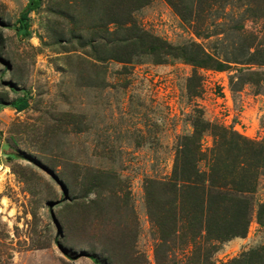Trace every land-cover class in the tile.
I'll return each mask as SVG.
<instances>
[{"label": "rangeland", "instance_id": "obj_1", "mask_svg": "<svg viewBox=\"0 0 264 264\" xmlns=\"http://www.w3.org/2000/svg\"><path fill=\"white\" fill-rule=\"evenodd\" d=\"M30 1L39 5L28 15V36H17L13 28ZM246 1L214 8L203 41L163 0L133 13L142 29L168 44L196 42L231 63L224 72L201 71V95L190 99L185 85L192 68L179 60L155 65L143 58L127 70L92 60L104 53L95 56L89 44L100 36L93 29L103 26L100 2L0 0V264H94L86 256L105 264V237L121 240L131 209L134 246L145 264H155L145 182L168 178L177 139L192 133L194 117L251 140L264 137V75L238 79L241 70L262 71L238 58L241 33L264 30L263 20L247 18ZM23 92L28 108L17 113L9 105ZM201 145L209 150L210 137ZM93 177L97 190L88 192ZM97 197L101 212L87 221L82 206ZM252 201L246 236L220 244L216 264L264 249V228L255 219L264 175Z\"/></svg>", "mask_w": 264, "mask_h": 264}, {"label": "trees", "instance_id": "obj_2", "mask_svg": "<svg viewBox=\"0 0 264 264\" xmlns=\"http://www.w3.org/2000/svg\"><path fill=\"white\" fill-rule=\"evenodd\" d=\"M100 2L102 24L94 31L100 36L90 40L96 50L103 49L95 62H115L127 70L140 59H149L155 65L179 60L192 68L186 80L188 98H198L202 92L201 71L224 72L229 62L221 61L199 43L191 42L174 47L165 40L142 29L133 19V13L152 0H96ZM179 20L198 40H206L205 21L214 8H222L231 0H163ZM38 1H30L13 28L17 36H28V15L38 8ZM247 18L264 21V0H247L243 6ZM239 59L251 68L238 72L246 80L264 75V30L260 34L242 32ZM255 83V81H253ZM258 82V81H257ZM256 84V83H255ZM257 85V84H256ZM9 106L17 113L28 108V95ZM204 135L212 146L202 149ZM264 175V137L255 141L223 126L206 122L201 114L192 120V133L177 139L173 165L165 180L145 182L146 214L153 227L156 243L153 250L155 264H216L213 256L218 246L236 238H244L254 214L252 196L259 177ZM97 180L91 178L88 192L97 190ZM116 199L114 191L110 192ZM126 198L123 200L126 208ZM103 201L96 200L82 206L83 218L96 220ZM122 207V206H121ZM132 222L124 230L121 240H108L103 245L105 264H145V257L134 244L137 224L129 210ZM257 224L264 228V204L255 213ZM116 236H119L118 234ZM79 256H85L80 254ZM88 257L94 264L101 261ZM116 260V262H115ZM225 264H264V249L250 250Z\"/></svg>", "mask_w": 264, "mask_h": 264}]
</instances>
